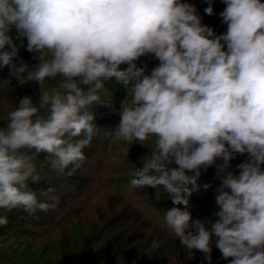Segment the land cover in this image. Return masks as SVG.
<instances>
[{
	"label": "clouds",
	"instance_id": "1",
	"mask_svg": "<svg viewBox=\"0 0 264 264\" xmlns=\"http://www.w3.org/2000/svg\"><path fill=\"white\" fill-rule=\"evenodd\" d=\"M222 2L227 30L217 35L183 0H0V69L21 85H40L38 103L21 98L0 127V209L32 215L55 207L54 188L39 192L47 203L29 186L40 181L34 159L44 154L54 171L71 176L98 130L92 109L102 104L105 82L115 80L128 96L110 134L149 150L133 187L185 206L164 219L187 258L195 250L211 264L215 238L229 264H264V0ZM25 39L38 54L32 70L14 62ZM144 56L159 61L150 73L137 65ZM237 154L248 158L229 171ZM213 166L225 175L209 229L187 206L201 171ZM7 223L0 217V226Z\"/></svg>",
	"mask_w": 264,
	"mask_h": 264
},
{
	"label": "trees",
	"instance_id": "2",
	"mask_svg": "<svg viewBox=\"0 0 264 264\" xmlns=\"http://www.w3.org/2000/svg\"><path fill=\"white\" fill-rule=\"evenodd\" d=\"M183 2L192 4L201 17L202 24L213 28L217 35L226 32L227 25L222 24L220 17L226 6L222 0H211L213 9L211 15L204 11L210 6L208 0H183ZM10 35L19 45L20 41L15 40L17 32L14 27ZM26 45L25 39L24 47L19 48V54L14 62L23 61L28 65L29 70H32L38 63L33 57L38 54L28 52ZM137 65L144 64L137 61ZM121 67L124 68L126 65ZM152 68L147 71L150 73ZM23 75L26 76L27 73ZM58 80L59 78L46 81L43 90L55 86ZM39 93L38 82L29 81L21 85L14 76L9 75L7 67L0 69V127H6L7 113L18 106L21 98L30 96L34 103H38ZM100 96L102 104L92 109L98 130L90 146L83 150L86 159L71 176L60 175L54 171L44 154L34 159L40 181L35 184L29 182V186L37 192L40 201L47 203L52 202L40 196L39 192L49 187L54 188L59 198L55 207L49 208L48 211L36 210L32 215L22 209L11 212L0 209V217H7L8 220L7 225L0 226V235L26 225L44 224L48 222L43 221L44 217H49L53 212L67 206L70 198L75 195L82 197L95 189H101L108 192L107 208L99 210L98 224L87 226V228L93 227L88 228L82 238L81 256L77 258L76 249H71L64 256L65 264H208L204 254L199 251L194 250V258L188 259L184 246L165 222L167 210L173 207L185 210V206L173 204L167 194L162 195L157 201L153 195L155 189L137 188L130 183L134 178L135 168H143L140 158L149 150L140 144L129 145L116 141L110 134L119 123L117 113L121 102L128 96L127 89L115 80L106 81L105 89L100 92ZM125 149H129L128 157L124 155ZM247 158V154H237L230 162L228 170L237 172L236 165ZM221 163V160L217 161V165ZM224 175L225 173H217L216 166L202 170L197 180L200 185L199 190L193 191L188 197L187 210L191 212L192 219L205 221L209 229L217 219L215 213L219 211V206L215 202L216 190ZM205 184L210 185L207 190L203 188ZM101 203L102 201L99 200L98 205ZM211 257V264H229V260L223 259L219 249L216 248L215 238L212 241Z\"/></svg>",
	"mask_w": 264,
	"mask_h": 264
},
{
	"label": "rangeland",
	"instance_id": "3",
	"mask_svg": "<svg viewBox=\"0 0 264 264\" xmlns=\"http://www.w3.org/2000/svg\"><path fill=\"white\" fill-rule=\"evenodd\" d=\"M139 61L147 65V70L159 63L152 56L141 57ZM107 196L108 192L101 189L82 197L75 195L67 206L45 216L43 221L48 222L1 234L0 264H65L64 256L71 249H76L79 258L82 238L88 228L99 223V210L107 208ZM99 200L102 201L100 205ZM89 225L93 226L87 228Z\"/></svg>",
	"mask_w": 264,
	"mask_h": 264
}]
</instances>
